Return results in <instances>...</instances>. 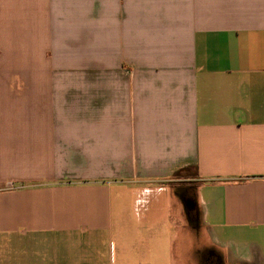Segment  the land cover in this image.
Masks as SVG:
<instances>
[{
	"label": "crops",
	"instance_id": "1",
	"mask_svg": "<svg viewBox=\"0 0 264 264\" xmlns=\"http://www.w3.org/2000/svg\"><path fill=\"white\" fill-rule=\"evenodd\" d=\"M0 264H264V0H0Z\"/></svg>",
	"mask_w": 264,
	"mask_h": 264
},
{
	"label": "water",
	"instance_id": "2",
	"mask_svg": "<svg viewBox=\"0 0 264 264\" xmlns=\"http://www.w3.org/2000/svg\"><path fill=\"white\" fill-rule=\"evenodd\" d=\"M187 208L188 209H193V206L189 204Z\"/></svg>",
	"mask_w": 264,
	"mask_h": 264
},
{
	"label": "rangeland",
	"instance_id": "3",
	"mask_svg": "<svg viewBox=\"0 0 264 264\" xmlns=\"http://www.w3.org/2000/svg\"><path fill=\"white\" fill-rule=\"evenodd\" d=\"M188 173L192 174V171H190V172H188ZM188 173H187V174H188Z\"/></svg>",
	"mask_w": 264,
	"mask_h": 264
}]
</instances>
